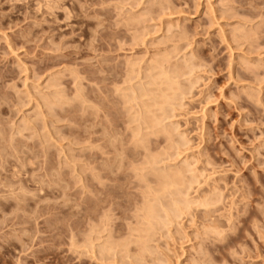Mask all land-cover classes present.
<instances>
[{"label": "rangeland", "instance_id": "rangeland-1", "mask_svg": "<svg viewBox=\"0 0 264 264\" xmlns=\"http://www.w3.org/2000/svg\"><path fill=\"white\" fill-rule=\"evenodd\" d=\"M0 264H264V0H0Z\"/></svg>", "mask_w": 264, "mask_h": 264}, {"label": "bare ground", "instance_id": "bare-ground-1", "mask_svg": "<svg viewBox=\"0 0 264 264\" xmlns=\"http://www.w3.org/2000/svg\"><path fill=\"white\" fill-rule=\"evenodd\" d=\"M234 31H235V30H234ZM239 31H240V30H239ZM240 32H241V31H240ZM240 36H241V35H240ZM152 61H153V60H152ZM161 61H162V60H161ZM156 63H158V62H156ZM162 63H163V62H162ZM150 64H151V62L149 63V65H150ZM185 64H186V62H185ZM133 65H134V64H133ZM156 65H157V64H156ZM156 65H154V66H156ZM159 65H160V64H159ZM159 65H158V66H159ZM188 65H189V64H188ZM188 65H187V66H188ZM158 66H157V67H158ZM161 67H162V66H161ZM131 68L133 69V67H131ZM153 68H154V67H153ZM158 69H159V67H158ZM160 69H161V68H160ZM162 69H165V68H162ZM148 70H149V69H148ZM153 70H154V69H153ZM153 70H152V72H153ZM168 70H169V69H168ZM154 71H155V70H154ZM159 71H160V70H159ZM161 71H162V73H161V75H160L159 73H160ZM161 71H160V72L157 71L158 74H159V76L157 75L156 77H158L159 79H158V78L156 79V78L154 77V78H155V81H156V82L158 81L157 84H156V82H155L154 85L157 86L156 88L159 89V87H161L159 82L162 81L161 84L165 87V88H163V89H164V92L167 91V90L169 89L167 92H165L166 95H165V94H162V92H161L163 86L161 87V90L159 89V91H160L161 93H157L156 95H155L154 93L158 92V91H157L158 89L154 88L156 91H154V89H153V91H151V94H150L151 96H150V95H147V96H150V97L148 98V100H149L150 98L153 97L152 100L150 99L151 101L149 100V103H150V102L152 103V101H153L152 106H154V107L150 106L152 110L150 109V107L148 108V105H145L144 103H142V104H140V105L143 106V104H144L145 106H147V107L144 106V107L146 108V112L144 111L145 108H144L143 111H142V109L140 110L139 107H136V108H139V111H142L141 114H139V115H140V119H141V116H142V117L144 116V115H143L144 112H145L146 116H148V117H150V115L152 114V115H151L152 118L149 119V118L147 117V118L149 119V122H146V120L148 121V119L146 118V116H145V118H142L143 120H142V119L140 120L141 122L146 123V124H144V123L141 124V123H140L141 126L144 124L145 127H146V129H147V126H148V127L151 126L150 129L154 126V127H153V130H154V128H156V123H157V121H158L159 119L162 118V117H160V114L162 113V111H163V114L166 115V113H164V112L166 111V107H167V106H166V101L168 100V97L173 96V94H174V92H175L172 88H174V87L176 86V85H175L176 82L174 83L173 79H171V78L173 77L174 72H173V74L171 73V74H172V77L170 76V78H169V76H167V75H171L170 73L168 74L169 71H167V73H166L165 70H161ZM154 73H155V72H153V74H154ZM163 73H166V74L164 75ZM163 75H164V76H163ZM152 77H153V76H152ZM160 77H161V78H160ZM163 77H164V79H163ZM154 78H150L149 83L151 84V86H150V85H147V88H148V86H150L151 88L154 86V85H152V84H153L152 82H154ZM173 78H174V77H173ZM162 79H163L165 82H163ZM174 79H175V78H174ZM144 80H145V79H144ZM151 80H152V81H151ZM160 80H161V81H160ZM140 81H141V80H140ZM140 81H139V82H140ZM172 81H173V82H172ZM145 82H146V81H145ZM149 83H147V84H149ZM158 83H159V87H158ZM173 83H174V84H173ZM51 84H52V83H51ZM143 84H144V83H143ZM145 84H146V83H145ZM145 84H144V85H145ZM140 85H141V84H140ZM171 85H172V86H171ZM174 85H175V86H174ZM155 86H154V87H155ZM166 86L169 87V88L166 89V88H167ZM170 86H171V87H170ZM173 86H174V87H173ZM142 87H143V86H142ZM176 89H179V88L176 87ZM176 89H175V90H176ZM125 90H126V89H125ZM139 90H140V89H139ZM150 90H151V89H150ZM170 90H172V91H170ZM123 91H124V90H123ZM134 91H135L136 93H138V94L140 93V91L142 92V94L140 93L139 96L136 95L135 97H140V96H141L142 99H143V97H145V95H143V94H145L144 88H143V89L141 88L140 91L133 90V91H131V93H134ZM146 91H147V90H146ZM162 91H163V90H162ZM169 91H170L171 93H173V94H171ZM173 91H174V92H173ZM177 91H178V90H177ZM58 92H59V91H58ZM58 92H57V93H58ZM129 92H130V91H129ZM143 92H144V93H143ZM152 92H154V93H152ZM164 92H163V93H164ZM168 92H169L170 94H169ZM149 93H150V92H149ZM177 93H179V92H177ZM177 93H176V94H177ZM180 93H181V92H180ZM180 93H179V94H180ZM123 94H124V92H123ZM146 94H148V92H147ZM153 94H154L155 97L153 96ZM158 94H160V95H158ZM168 94H169V96L167 97ZM176 94H175V96H176ZM56 95H58V94H56ZM59 95H60V94H59ZM142 95H143V96H142ZM47 96H48V95H47ZM80 96H81V95H80ZM132 96H133V99H134V98H135L134 95H132ZM156 96H157V97H156ZM175 96H173V97H175ZM177 96H178V95H177ZM177 96H176V98H177ZM56 97H57V96H56ZM141 97L138 98V99L140 100ZM181 97H182V94H181ZM183 97H184V96H183ZM53 98H54V97H53ZM60 98H61V97H60ZM124 98H125V96H124ZM145 98H146V97H145ZM82 99H83V98H82ZM131 99H132V97H131ZM146 99H147V98H146ZM173 99H174V98H173ZM55 100H56V98H55ZM60 100H61V99H60ZM60 100H59V101H60ZM143 100H144V99H143ZM158 100H161V101H159V102L157 103ZM170 100H171V102H172V97L167 101V103L170 102ZM134 101H138V100L135 98ZM134 101H133V102H134ZM141 101H142V100H141ZM141 101H139V102L141 103ZM144 101H145V100H144ZM43 102H44V101H43ZM43 102H42V103H43ZM60 102H61V101H60ZM142 102H143V101H142ZM164 102H165V103H164ZM179 102H180V101H179ZM44 103H45V102H44ZM134 103H135V102H134ZM136 103H137V102H136ZM136 103H135V104H136ZM160 103H163V104H160ZM172 103H173V102H172ZM177 103H178V102H177ZM180 103H181V102H180ZM180 103H179V104H180ZM138 104H139V103H138ZM164 104H165V107H164V106H161V105H164ZM169 104H170V103H169ZM174 104H176V103L174 102ZM51 105H53V104H51ZM57 105H59V104H57ZM136 105H137V104H136ZM171 105H172V104H171ZM48 106H50V105H48ZM173 106H174V105H173ZM178 106H179V105H178ZM181 106H182V105H181ZM50 107H51V106H50ZM52 107H53V106H52ZM155 107H156V109H155ZM157 107H158V108H157ZM161 107H162V108H161ZM163 107L165 108V110L163 109ZM175 107H176V106H175ZM175 107H174V108H175ZM167 108H168V107H167ZM174 108H173V109H174ZM179 108H180V106H179ZM181 108H182V107H181ZM154 109H155L156 111H158L157 109L160 110V111H158V113L161 112V113H159V116L157 115L158 113H157ZM177 109H178V108H177ZM153 110L155 111V113L153 112ZM174 110H175V109H174ZM52 111H53V110H52ZM135 111H136V110H135ZM139 111H138V112H139ZM147 111H148V112H147ZM170 111H171V110H170ZM175 111H176V110H175ZM151 112H152V113H151ZM139 113H140V112H139ZM149 113H151V114H149ZM172 113H173V112H172ZM155 114H156V121L153 119V117L155 118ZM163 114H161V116H162ZM164 115H163V116H164ZM137 116H138V113H137ZM135 117H136V116H135ZM158 117H159V118H158ZM137 118H138V117H137ZM157 118H158V119H157ZM171 118H173V117H171ZM134 119H135V118H134ZM134 119H133V120H134ZM144 119H146V120L144 121ZM164 119H166V118H164ZM138 120H139V119H138ZM150 120H151V121H150ZM162 120H163V119H162ZM140 121H139V122H140ZM153 121L155 122V124L152 123ZM27 122H28V121H27ZM131 122H132V121H131ZM135 122H136V120H135ZM135 122H134V123H135ZM139 122H138V125H139ZM159 122H160V124H161V120L158 121V124H157L158 128L162 129V131L164 130L163 132L166 133V131H167V134H170L171 132L168 131V130L165 131V128H162V127H163L162 125L159 126ZM148 123H149V124H148ZM151 123H152V125H151ZM24 124H25V123H24ZM135 125H136V124H135ZM144 125H143V126H144ZM136 126H137V125H136ZM169 126H170V125H169ZM172 126H173V125H172ZM137 128H138V127H137ZM141 128H142V127H141ZM158 128H157L158 131H156V129L153 131L152 129L150 130V129L148 128V129H149V132H151V133H149V132H148V133H149V134H153V133L155 132L153 135L158 134V132L161 131V130H159ZM167 128H168V127H167ZM138 129H140V128H138ZM148 129H147V131H148ZM169 129H170V128H169ZM171 129H172V128H171ZM139 131H141V129H140ZM136 132H137V131H136ZM163 132H162V133H163ZM168 132H169V133H168ZM159 133H160V132H159ZM136 135H137V134H136ZM142 135H144V134H142ZM159 135H160V134H159ZM171 135H172V133H171ZM150 136H151V135H150ZM155 136H156V135H155ZM142 137H143V136H142ZM169 138H171L170 135H169ZM143 139H144V138H143ZM143 139H142V140H143ZM112 140H113V139H112ZM139 140H140V139H139ZM144 141H145V140H144ZM144 144H145V143H144ZM154 159H155V158H154ZM153 162H154V161H153ZM150 163H152V162H150ZM186 163H187V162H186ZM156 165H157V164H156ZM158 166H159V165H158ZM158 166H157V167H158ZM186 166H187V165H186ZM189 166H190V165H189ZM154 167H155V166H154ZM105 168H106V167H105ZM148 168H149V167H148ZM150 168H151V167H150ZM169 168H170V167H169ZM188 168H189V167H188ZM188 168H187V169H188ZM152 170H155V168H153ZM157 170H158V168H157ZM157 170H156V171H157ZM159 170H160V169H159ZM166 170H167V169H166ZM188 170H189V169H188ZM191 170H192V169H191ZM193 170H194V169H193ZM147 171H149V170H147ZM150 171H151V170H150ZM164 171H165V170H164ZM172 171H173V170H172ZM172 171H169V172H171L172 174H171V173L168 174V172H166L167 174H166V173H161L162 171H161V172L158 171V172H159V177H160L161 175H163V176H162L163 178L160 177V178H161V181L159 180L160 182H163V183H162V184H163V187L161 186L162 184H161L160 182L157 181L158 183H160V184H158V185H160V187H162V188H161L162 190H160V192H162V198L160 197L161 195L159 196L161 199H163V196H164V194H165L166 192L170 191V192H168V196L170 197V195H172L171 198H173V200L170 198L172 202L169 200V203L171 202V207H170V208H167V209H164V210L162 209V210L164 211V213H163V211L160 209V208L162 207V205L160 204L162 200L160 201L159 199H157L158 196L155 197V199H157L158 201H160V202L158 203V204H159L158 206H159V209H160V210H158V206L156 207L158 201L155 200L156 202H154V203H156V204H154L155 207H156L155 209L158 210V211H162V214H165V218H164V216H163V218L166 219V221H167L168 223L174 221L173 218H177L178 216L180 217L181 214L184 213V211H187V210H189V209L191 210L190 206H191L192 204L195 203L194 205H192V207L194 208L195 205H196V202H197V201L195 202L194 200H192V201H194V203H191V202H190V199L188 200V198H187L188 195L185 194L186 191L184 192V190H182L185 186H184L182 189H181L180 186H179L178 189L176 188V185H177V184H175V183H177V181H176V180H177V179H176L177 177L175 178V174H176L178 171H177V172H172ZM186 172H187V171H186ZM189 172H190V171H189ZM194 172L196 173V171H194ZM149 173H150V172H149ZM178 173H179V172H178ZM195 173H194V174H195ZM157 174H158V173H157ZM184 174H185V173H184ZM196 174H197V173H196ZM170 175H173V177H174L176 180H175L173 177L171 178ZM190 175H191V174H190ZM176 176H177V174H176ZM156 177H157V176H156ZM180 177H181V175L179 174V178H180ZM193 178H194V177H193ZM142 179H143V178H142ZM158 179H159V178H158ZM173 179H174V180H173ZM180 179H181V178H180ZM195 179H196V178H195ZM195 179L192 181L193 183H194V181H196ZM185 180H186V179H185ZM173 181H175V182H173ZM188 181H189V180H188ZM52 182H53V181H52ZM192 182H191V183H192ZM20 183H21V182H20ZM188 183H189V182H188ZM193 183H192V184H193ZM174 184H175V185H174ZM181 184H182V183H181ZM195 184H197V182H195ZM158 185H157V186H158ZM185 185H187V183H186ZM190 185H191V184H190ZM190 185H189V186H190ZM214 185H215V184H214ZM181 186H183V185H181ZM191 186H193V185H191ZM191 186H190V187H191ZM173 187H174V189H173ZM214 187H215V186H214ZM192 188H193V187H192ZM192 188H190V189H192ZM19 189H20V188H19ZM155 189H156V188H155ZM176 189H177L178 191H179V189H181V190L178 192ZM185 189H186V188H185ZM150 190H151V189H150ZM171 190H173L174 193L171 192ZM153 191H154V189H153ZM190 191H191V190H189V192H190ZM151 192H152V191H151ZM175 192H176V193L178 192V193L176 194ZM183 192H184V193H183ZM154 193H155L154 195H156V194H161V193H157V192H154ZM163 193H164V194H163ZM170 193H171V194H170ZM169 194H170V195H169ZM173 194H174V195H177V197L174 196ZM181 194H182V196H181ZM210 194H211V193H210ZM207 195H208V194H207ZM183 196H185V197H183ZM186 196H187V197H186ZM147 197H148V196H147ZM159 197H158V198H159ZM174 197H175V198H174ZM189 197H190V196H189ZM207 197H208V196H207ZM149 198H151V196H150ZM152 198H154V196H153ZM152 198H151V199H152ZM165 198H166V197H165ZM168 199H169V198H168ZM197 200H198V199H197ZM146 201L148 202V200H146ZM205 201H206V200L204 199V203H203V204H205ZM150 202H151V201H150ZM152 202H153V200H152ZM162 202H163V201H162ZM207 202H208V201H207ZM163 203H164V202H163ZM163 203H162V204H163ZM146 204H150V203L148 202V203H146ZM166 204H167V203H166ZM198 204H199V203H198ZM198 204H197V205H198ZM203 204H202V201H201V202H200V206H202ZM160 205H161V206H160ZM203 206H206V204L203 205ZM203 206H202V207H203ZM146 208H147V209H145V211H147V212H146V215H145V213H144V217L146 216V218H147V221H146L147 223H146V224H148L149 229H153L154 224H157V225H156V226H157L156 228H159V229H160V226L158 225V223H159V222H158V217L156 216L157 212H155L154 206L149 205V207H146ZM162 208H163V207H162ZM205 208H206V207H205ZM206 209H207V208H206ZM193 210H194V209H193ZM207 212H208V211H207ZM207 212H205V213L208 215ZM206 214H205V216H207ZM208 216H209V215H208ZM207 218H210V216L207 217ZM172 219H173V220H172ZM202 219H203V217H202ZM210 219L212 220L213 218H210ZM178 220H179V219H178ZM205 220H207V219H205ZM212 221H213V220H212ZM172 223H174V222H172ZM204 223H205V222H204ZM209 223L211 224V222H209ZM160 224H161V223H160ZM211 225L213 226V224H211ZM214 225H215V224H214ZM148 226H146V229H145L146 231H144V232H149V230L147 229ZM208 226H209V225H208ZM210 227H211V226H210ZM214 227H215V226H214ZM208 228H209V227H208ZM211 229L213 230V228H211ZM147 230H148V231H147ZM157 230H158V229H157ZM214 230H215V229H214ZM140 232H141V231H140ZM140 232H139V233H140ZM150 233H151V232H150ZM152 233H153V232H152ZM154 233H155V232H154ZM142 234H144V233H141V235H142ZM141 235H140V236H141ZM148 235H149V234H148ZM148 235H146V236H148ZM150 235H151V234H150ZM152 235L154 236V234H152ZM138 236H139V235H138ZM140 236H139V237H140ZM142 236H144V235H142ZM142 236H141V241H143V240H142ZM146 236H145V237H146ZM146 238H147V237H146ZM150 238H151V237H150ZM150 238H149V239H150ZM147 239H148V238H147ZM147 239H146V240H147ZM139 240H140V239H139ZM144 240H145V239H144ZM141 241H139V242H141ZM148 241H149V240H148ZM147 243H148V242H147ZM107 244H108V245H105V246H109V243H107ZM142 244H143V243H142ZM90 245H91V244H90ZM115 245H116V244H115ZM115 245H114V247H116ZM97 247H98V246H97ZM100 247H101V245H100ZM112 247H113V246H112ZM139 247H140V246H139ZM147 247H148V246H147ZM92 248H93V246H92ZM106 248H107V247H106ZM90 249H91V247H90ZM99 249H100V248H99ZM102 249H103L104 251H107V249L105 250V248L103 247V244H102ZM143 250H145V249H143ZM146 250H148V249L146 248ZM146 250H145V251H146ZM110 251H111V250H109L108 252H110ZM114 251H115V250H114ZM114 251H113V249H112V253H113ZM149 251H150V250H149ZM98 252H99V251H98ZM95 253H96V252H95ZM101 253H102V250H101ZM101 253H100V254H101ZM148 253H149V252H148ZM148 253H147V254H148ZM150 253H151V252H150ZM150 253H149V254H150ZM149 254H148V255H149ZM151 254H152V253H151ZM101 255L103 256V254H101ZM101 255H100V256H101ZM135 257H136V256H135ZM108 258H109V257H108ZM102 259H103V258H102ZM137 260H138V259H137Z\"/></svg>", "mask_w": 264, "mask_h": 264}]
</instances>
